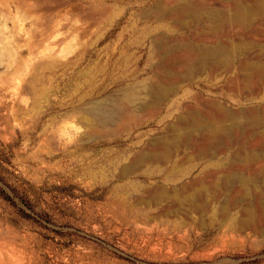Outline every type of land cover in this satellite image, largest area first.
<instances>
[{"label": "rangeland", "instance_id": "obj_1", "mask_svg": "<svg viewBox=\"0 0 264 264\" xmlns=\"http://www.w3.org/2000/svg\"><path fill=\"white\" fill-rule=\"evenodd\" d=\"M159 1L0 0L1 264H264L260 214L162 218L168 206H141L139 190L172 171L118 178L166 132L127 122L159 62L150 51L162 24L141 16ZM209 89L184 84L160 118Z\"/></svg>", "mask_w": 264, "mask_h": 264}, {"label": "bare ground", "instance_id": "obj_2", "mask_svg": "<svg viewBox=\"0 0 264 264\" xmlns=\"http://www.w3.org/2000/svg\"><path fill=\"white\" fill-rule=\"evenodd\" d=\"M141 16L162 24L151 39L150 57L159 58L151 66L157 81L140 82L148 100L135 105L127 122L154 120L166 124V132L149 135L148 149L118 178L146 179L150 167L172 171L162 183L138 191L147 194L140 205L168 206L162 218L176 214L199 221L219 212L226 219L241 213L246 224L257 214L264 219V0H160ZM201 81L214 96L195 92L189 105L160 118L161 105L174 100L184 84Z\"/></svg>", "mask_w": 264, "mask_h": 264}]
</instances>
